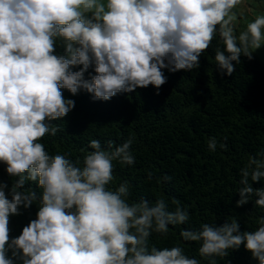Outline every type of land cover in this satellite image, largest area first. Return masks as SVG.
Returning a JSON list of instances; mask_svg holds the SVG:
<instances>
[{"label":"clouds","instance_id":"9594fccd","mask_svg":"<svg viewBox=\"0 0 264 264\" xmlns=\"http://www.w3.org/2000/svg\"><path fill=\"white\" fill-rule=\"evenodd\" d=\"M239 3L0 0V164L13 178L11 186L0 180V264H201L179 244L149 243L153 234L166 237L170 226L188 223L189 212L179 200L172 199L170 210L164 198L130 202L128 181L110 187L113 162H135L132 138L116 146L108 141L106 147L90 140L92 151L82 166L70 153L50 154L41 140L55 136L61 129L52 122L75 107L63 89L73 96L83 90L103 101L149 85L159 90L166 83L162 69L199 68L217 33L222 47L215 50L216 68L231 76L241 56L251 60L264 46V15L236 34L231 13ZM58 45L64 55L56 54ZM90 67L95 75L85 78ZM207 148L216 151L215 137ZM239 174L236 207L255 197V205L264 208V187H253L264 181V151L250 156ZM33 205L36 218L11 237L10 218ZM257 224L254 231H241L233 217L219 225L183 228L180 237L198 243L208 264L225 260L241 245L264 264V216Z\"/></svg>","mask_w":264,"mask_h":264},{"label":"trees","instance_id":"16d2710c","mask_svg":"<svg viewBox=\"0 0 264 264\" xmlns=\"http://www.w3.org/2000/svg\"><path fill=\"white\" fill-rule=\"evenodd\" d=\"M217 47H222L218 33L200 57L199 68L175 73L162 69L166 83L159 90L149 85L103 101L94 100L83 90L73 96L63 89L75 107L62 120L52 122L61 129L55 136L46 135L41 140L50 154L70 153V158H79L82 166L84 156L92 151L90 140L97 139L106 147L108 141L116 146L132 138L135 162L129 166L114 161L110 187L128 181L130 202L164 198L170 210L174 209L172 199L179 200L189 212L188 223L170 226L166 237L153 234L149 243L158 248L179 244L201 264H208V260L199 256V244L183 241L181 229L199 228L202 223L219 225L235 217L241 231H254L257 219L264 216V208L255 205V197L247 205L236 207L241 187L239 170L250 156L264 151V63L255 53L251 60L241 56L231 76L221 75L214 59ZM56 54H65L62 46H57ZM91 75L95 72L90 67L85 78ZM211 137L217 140L214 152L207 148ZM221 143L226 148H220ZM4 168L0 164V180L11 186L13 178ZM149 172L151 180L147 178ZM165 176L170 179L164 180ZM253 187H264V181L253 183ZM37 210L33 205L10 218L11 237H17L36 218ZM217 264L258 261L241 245L225 260L217 258Z\"/></svg>","mask_w":264,"mask_h":264},{"label":"rangeland","instance_id":"374dc122","mask_svg":"<svg viewBox=\"0 0 264 264\" xmlns=\"http://www.w3.org/2000/svg\"><path fill=\"white\" fill-rule=\"evenodd\" d=\"M261 15H264V0H240L231 13V21L236 34L244 31L249 22ZM254 53L264 63V46L255 50Z\"/></svg>","mask_w":264,"mask_h":264}]
</instances>
